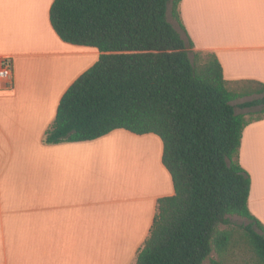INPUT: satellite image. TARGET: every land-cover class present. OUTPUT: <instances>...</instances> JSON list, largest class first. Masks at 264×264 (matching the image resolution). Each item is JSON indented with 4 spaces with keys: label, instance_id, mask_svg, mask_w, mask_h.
<instances>
[{
    "label": "crops",
    "instance_id": "obj_1",
    "mask_svg": "<svg viewBox=\"0 0 264 264\" xmlns=\"http://www.w3.org/2000/svg\"><path fill=\"white\" fill-rule=\"evenodd\" d=\"M52 1L0 0V56L13 62V87L0 85V264H84L88 241L116 240L131 241L117 264H133L156 199L173 193L162 143L122 128L89 141L43 143L61 95L99 56L57 37ZM179 10L193 50L213 52L227 81L264 83V0H181ZM122 149L140 160L112 182L120 198L88 201L90 168ZM239 162L251 177L249 210L264 225V117L243 128ZM106 218L119 220L98 223Z\"/></svg>",
    "mask_w": 264,
    "mask_h": 264
},
{
    "label": "trees",
    "instance_id": "obj_2",
    "mask_svg": "<svg viewBox=\"0 0 264 264\" xmlns=\"http://www.w3.org/2000/svg\"><path fill=\"white\" fill-rule=\"evenodd\" d=\"M180 2H51L57 37L95 47L99 56L63 92L42 141H89L118 128L159 137L173 193L156 199L133 264H204L213 250L226 249L230 231L220 226L231 215L248 220L241 228L264 264V225L249 210L251 177L239 162L243 128L264 116L236 111L264 104V83L227 81L213 52L193 50Z\"/></svg>",
    "mask_w": 264,
    "mask_h": 264
},
{
    "label": "rangeland",
    "instance_id": "obj_3",
    "mask_svg": "<svg viewBox=\"0 0 264 264\" xmlns=\"http://www.w3.org/2000/svg\"><path fill=\"white\" fill-rule=\"evenodd\" d=\"M167 18L177 29V24L171 18L169 9L167 12ZM181 34L184 37L182 32ZM206 52L207 51H205V53ZM190 57H192L191 53ZM261 95L262 94L251 95L248 98L251 99L254 97H260ZM245 100V97H240L234 100L233 104ZM236 111L243 112L245 114L246 119H253L264 116V104L257 105L251 108L236 107ZM126 150L122 149V152H118L116 150L113 155L110 151H108L111 156L108 155V153H103L102 156L99 157L98 167H96L95 164L92 165L90 171L93 172L92 175L96 177L97 180L93 182L91 180L93 176L88 173V201H92L93 199L101 200L103 198H120L122 192L120 189L117 190V186L116 184H113L115 183L113 181L121 177L127 176L128 174H120L121 169L122 171H124V169L128 170L131 165H135L140 160L137 158V156L133 155L130 150L127 152ZM94 168H97V173L94 171ZM101 174L103 176L106 175L109 180L104 181L103 179H101ZM102 196L103 198H101ZM229 217L231 223L229 225L220 226L221 229L226 228L230 231V239L228 241L226 249L220 255L213 250L210 253L209 258L204 261V264H215L216 261L220 262V264H259L252 249L248 244L247 238L243 233V229L241 228V226L246 224L248 220L236 215H231ZM118 220L119 219L117 218L98 219V223L115 224ZM99 232L101 231H98V233ZM130 243L131 241L127 240L103 241L102 246V243H100V241H88V256H82V263L84 262V264H117L119 255L123 251L128 250Z\"/></svg>",
    "mask_w": 264,
    "mask_h": 264
},
{
    "label": "built area",
    "instance_id": "obj_4",
    "mask_svg": "<svg viewBox=\"0 0 264 264\" xmlns=\"http://www.w3.org/2000/svg\"><path fill=\"white\" fill-rule=\"evenodd\" d=\"M13 77V62L9 56H0V85L3 89H11Z\"/></svg>",
    "mask_w": 264,
    "mask_h": 264
}]
</instances>
